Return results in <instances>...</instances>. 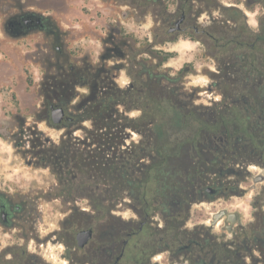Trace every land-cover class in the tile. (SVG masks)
<instances>
[{
  "label": "rangeland",
  "instance_id": "rangeland-1",
  "mask_svg": "<svg viewBox=\"0 0 264 264\" xmlns=\"http://www.w3.org/2000/svg\"><path fill=\"white\" fill-rule=\"evenodd\" d=\"M225 1L228 4L236 3V0ZM166 2L174 9V0ZM166 2L0 0V174L4 179H8L5 173H9L10 178L35 191L43 188L48 191L60 190L57 177L48 167L32 165L22 155L23 149L30 146L25 140L34 136L32 132H40L42 138L48 140L46 146H50L54 143L57 145L68 131H72L73 136L81 132L75 125L55 127L41 117L46 100V83L65 62L67 69L81 65L83 60L87 64L100 63L111 28L119 29L120 33H116V36L128 43L123 47L124 56L114 53L105 63L115 72L122 71V77H116L120 85H126L133 74L137 75L139 71L147 72L146 109L154 123L161 125L163 136L160 145L169 141L172 164L176 165L185 158L192 159L200 151L206 153L207 157L214 156L216 151L205 146L213 134L226 131L241 135L233 129L239 127V123L220 122L218 117L222 112L210 113L212 108H224V98L220 92V89L224 90L220 87L223 81L211 75L210 70L216 64L206 57V54L216 50L211 48L210 52L207 51L204 44L197 40L189 39L174 44V33L169 32L172 24L166 22L169 14ZM263 4L264 0H259L256 7L246 5V0L241 3L242 19L248 21V27L257 29L259 35L264 34ZM21 11L41 14L46 27L32 29L19 37L12 35L6 27L13 14ZM228 45L227 50L220 55L222 58H228L230 54L243 57L251 52L248 45L235 48L232 43ZM189 62L191 66L188 71H177ZM263 64L264 40L259 39L256 60L258 71L264 69ZM150 72L154 73V77L151 85H148ZM174 75L179 77L178 81H174ZM211 83H214V87L209 90ZM215 83H218L217 86ZM175 88H179L182 93L180 101L174 95ZM76 91L88 93V87H77ZM215 97L217 101L212 99ZM69 99V107L75 111L79 98L73 94ZM129 114L137 117L141 110L138 107ZM84 123L90 129L91 122ZM128 130L131 132L128 138L130 144L138 147L143 137L148 140L146 133L143 135L134 128ZM158 133H154L152 139ZM155 159L161 160L162 154H156ZM149 163L147 156L146 164ZM242 165L241 174L223 175L229 185L224 195L210 197L202 192V196L200 192H194L177 205L175 211L163 202L167 188L164 178L158 177L147 182L146 200L140 204L103 202V197L108 195L104 185L97 189L96 203L86 200L78 203L45 202L41 234L62 228L68 240L79 230L91 226L94 229L93 240L106 246L113 230L121 232L122 244L128 237L127 233L133 232L120 264H139L135 260L136 255L142 260L141 264H190L186 245L192 237H196L195 233L199 238L205 237L220 244L219 249L221 246L226 248L223 246L225 243L230 244L232 235L227 231L226 218H220L215 225L212 224L214 215L226 210L238 213V225L235 228L252 240L242 245L241 250L245 253L246 247H256L254 235L264 224V163L254 156L248 157ZM213 167H218L217 163ZM205 168V173H210L207 165ZM157 174L155 170L152 171V176ZM218 176L217 172L214 178ZM221 220L222 224L218 225ZM63 247H58L52 240L44 245L36 242L34 250L40 257V264H76L61 255ZM102 249L93 255L98 264L108 259L102 254ZM216 251L208 256L207 261L216 253L217 258L222 257L223 253ZM83 252H77L78 258ZM245 256L246 262L250 263V254L246 253Z\"/></svg>",
  "mask_w": 264,
  "mask_h": 264
},
{
  "label": "flooded vegetation",
  "instance_id": "flooded-vegetation-1",
  "mask_svg": "<svg viewBox=\"0 0 264 264\" xmlns=\"http://www.w3.org/2000/svg\"><path fill=\"white\" fill-rule=\"evenodd\" d=\"M164 1L166 2V0ZM235 2V4H228L225 0H174V9H171L166 2L168 6L166 9L169 12L166 22L172 24L169 32L174 33V44L190 39V41L197 40L204 44L209 52L211 48L216 50V52L206 54V57L216 64L214 69L210 70L211 75L217 76L223 81L228 74L231 75L237 71H250L254 81L252 88L258 91V87L264 89V69L258 71L256 65L258 31L248 27V21L242 19V0ZM258 2L259 0H246V5L256 7ZM9 21L6 29L16 37L23 36L35 28L44 29L47 25L41 14L32 11L15 13ZM116 33L119 34L120 30L111 28L108 40L105 41L106 46L101 53L100 63L87 64V61L83 60L81 65L70 68L73 72L70 82L75 83L73 93L45 95L44 112L41 117L55 127L75 125L81 132L75 133L73 136V132L68 131L57 145L54 143L46 146L48 140L43 139L40 132H32L35 133L34 136L25 140L30 146L23 149L22 155L32 165L48 167L57 177L60 190L48 191L43 188L35 191L32 187L20 184L10 178L9 173H5L8 179H4V176L0 174V264H40V257L38 253H35L34 245L36 242L39 245H44L52 240L58 247L64 246L61 255L68 257L70 262L76 264H98L94 261L93 255L102 248L109 251L108 259L103 264H120L124 257L128 240L134 235L133 232L127 233L128 237L123 241V244L121 232L113 230L109 236L111 241L106 246L95 242L93 235V238L84 247H80L77 242V234L67 240L62 228L53 229L43 235L41 234L43 227H40L44 225L45 202L78 203L86 200L89 203H96L98 202L97 189H100L101 185L106 187L108 193L103 197V202L140 204L146 200L147 172L144 137L139 142V150L136 151V145L128 142L131 132L127 130L128 134L123 136L122 140L117 144L111 143L113 147L107 150V154L99 156L100 147L96 124L99 121L100 107L115 106L117 111L123 114L121 117V114L115 112L112 116L107 117L108 121L115 118L118 122L129 118L134 121L138 120L141 134L144 135L145 129L147 72L139 71L137 75L133 74V78L126 85H120L116 77H122V71L115 72L105 63L114 53L125 55L123 47L128 42L116 36ZM243 35H245L244 39ZM231 43L234 45L233 48L238 45H248L251 47L250 54L243 57H233L230 54L228 58H222L220 55L227 50L228 44ZM190 62L178 68L177 71L181 73L188 71L191 66ZM68 73L69 69L65 62L59 67L58 73L51 75L48 81L50 79L62 80ZM178 79L179 77L174 75V81H178ZM217 84L215 83L216 86ZM221 84L220 87L224 88V84ZM234 86L236 87V85ZM77 87H88V93L76 91ZM213 87L214 83H211L208 89ZM47 88L48 83H46L45 92L48 91ZM235 89L237 99L231 102V105L241 106L243 101L248 102L246 88L244 90L243 86L238 84ZM116 90H118V94L115 93ZM220 92L225 99L224 90L220 89ZM74 93L79 98L78 106L80 107L75 111L69 107V97ZM174 95L176 100L180 101L182 93L179 88L174 89ZM212 99L218 100L217 97ZM89 106L94 109L92 116L77 114L83 113ZM58 107L65 109V115L59 123H55L52 119L53 111ZM138 107L141 110L140 115L136 117V115L129 114L130 111ZM216 113L215 111L214 114ZM218 118L220 122H226L222 115H219ZM84 121L91 122L90 129H93L92 131H88L89 127ZM224 136L238 137L233 134L221 133L213 134L208 138L209 141L205 146L213 148L216 153L214 156L207 157L210 173L205 174L204 185L199 186L195 192H202L210 197L224 195L229 189V185L223 175L226 173L241 174L242 163L237 159L231 160L233 163L230 160L227 161L219 152L218 140L223 139ZM49 142L51 143V140ZM215 163L218 165L216 168L213 167ZM217 172L219 176L214 178L217 176ZM205 185L207 186L205 187ZM171 197L174 202V185L171 187ZM183 200L178 201L181 203ZM233 216L237 219L233 224L228 220V215L224 216L227 231L232 235L230 244L223 245L226 247L222 254L223 259L219 258L217 262H212L215 264H264V224L254 235L255 248L257 249L245 246L246 252L244 253L241 250L242 245L252 240L235 228V225H238L239 215ZM222 222L221 220L218 225ZM65 223L64 219L63 224L65 225ZM85 228L93 229L91 226ZM198 246L199 242L194 237L186 245L188 254H190V264H211L207 261L209 253L198 252ZM82 250L84 252L78 258L77 252ZM196 252L198 253L196 254ZM246 253L252 257L250 263L246 262Z\"/></svg>",
  "mask_w": 264,
  "mask_h": 264
},
{
  "label": "trees",
  "instance_id": "trees-1",
  "mask_svg": "<svg viewBox=\"0 0 264 264\" xmlns=\"http://www.w3.org/2000/svg\"><path fill=\"white\" fill-rule=\"evenodd\" d=\"M259 39L264 40V34L259 35L258 33V41ZM72 76V69H69V73L65 76L66 78L59 81L50 79L48 81V91L45 92V95L49 94L54 96L53 93H73L75 83L73 81L70 82ZM150 76L151 79L148 85H151L154 73L150 72ZM253 83L254 81L251 78L250 71H237L234 74L226 75L223 80L225 92L224 108L221 110L213 108L211 111L209 110L210 113L216 111L217 114H219L222 112V116L226 119L225 123L235 122L240 124L239 127H235L233 129L234 131H239L241 135H235L233 132L224 131L223 133L231 135L233 134L238 137L232 138L234 136H224L223 139L218 140L219 152L225 157L227 161L237 159L242 163L247 160L248 157L251 158L257 156V158L264 163V89L258 87V91L254 90L252 88ZM238 84L242 85L244 90L246 88V94H248V102L243 101L241 106L233 104L231 105V102L237 99V92L235 91V88H237ZM234 85H236V87ZM115 93L118 94V90H116ZM252 94L257 95V97H254V95L252 96ZM75 109L79 110L80 107L76 105ZM99 111V121L96 125L100 147L99 156H102L107 154V150H109L110 147H113L112 144H117L120 140H122L121 138L123 136H126V134H128L127 130L129 128H134L139 131L140 123H138V120L134 121L133 119L129 118H126V120L124 121L118 122L115 118H113L112 121H108V116H112L115 112L119 113L115 106L100 107ZM93 112L94 109L89 106L83 113L77 114L82 116H92ZM119 114H121V117H123L122 113ZM150 124H152V127L150 126ZM160 128L161 125H157L154 123L153 119L149 117L148 111L146 109L144 135L146 133V137L148 138V140H145V156H148L150 159V163L148 165L146 164V172L148 170V178L146 177V181L149 183L153 178H164V186L167 188V194L166 196H164L163 202H165V204H167L175 211L177 210V205L180 204V201L178 200L187 199L188 197L192 196V194L198 189L199 186L204 185L206 174L204 167L208 164V160L206 161L205 159V157H207V154L200 151L198 155L194 156L192 159L185 158L176 165L172 164L169 153V141L166 140L162 145H160L159 143L163 136V133L160 132ZM92 130L93 129H88V131ZM154 133L158 134H156V138L152 139ZM135 150L138 151V147ZM158 153L162 154V159L156 161L155 155ZM153 170L158 173L156 176H152ZM173 185L174 202L171 197V187ZM195 235V238L199 242L198 251L202 254L209 253V256L216 250L222 253L224 252V248H222V246L219 249L220 244L211 242L208 238L205 237L199 238V235L197 233H195ZM110 241L111 239L108 238L107 244L110 243ZM101 251L102 254L108 257L109 251L107 249L104 248ZM138 256L139 255H136L135 260H137V262L141 264L142 260L139 259ZM219 258H217V253L213 254L210 259L211 261L209 260V263L215 264L214 262H217Z\"/></svg>",
  "mask_w": 264,
  "mask_h": 264
},
{
  "label": "water",
  "instance_id": "water-1",
  "mask_svg": "<svg viewBox=\"0 0 264 264\" xmlns=\"http://www.w3.org/2000/svg\"><path fill=\"white\" fill-rule=\"evenodd\" d=\"M65 115V109L63 107L55 108L53 111V122L59 123L63 116ZM228 215V220L233 224L237 219L233 215H238L236 212L221 211L214 215L212 224L215 225L220 218ZM94 232L92 228H84L77 232V242L78 246L84 247L91 238H93Z\"/></svg>",
  "mask_w": 264,
  "mask_h": 264
},
{
  "label": "bare ground",
  "instance_id": "bare-ground-1",
  "mask_svg": "<svg viewBox=\"0 0 264 264\" xmlns=\"http://www.w3.org/2000/svg\"><path fill=\"white\" fill-rule=\"evenodd\" d=\"M65 262H67V261L65 260Z\"/></svg>",
  "mask_w": 264,
  "mask_h": 264
}]
</instances>
